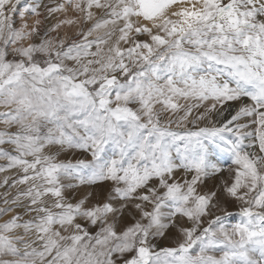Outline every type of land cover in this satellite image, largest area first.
<instances>
[{"label":"snow or ice","instance_id":"6c2138e0","mask_svg":"<svg viewBox=\"0 0 264 264\" xmlns=\"http://www.w3.org/2000/svg\"><path fill=\"white\" fill-rule=\"evenodd\" d=\"M0 174V264H264V0H0Z\"/></svg>","mask_w":264,"mask_h":264},{"label":"rangeland","instance_id":"374dc122","mask_svg":"<svg viewBox=\"0 0 264 264\" xmlns=\"http://www.w3.org/2000/svg\"><path fill=\"white\" fill-rule=\"evenodd\" d=\"M22 2L25 3V4H27V3H31L32 0H22ZM62 2H63V0H55V3H62ZM44 3H49V0H44ZM41 12H42L43 16H47V13H46V11L44 9H41ZM67 15L72 16L73 13H71L69 11ZM63 18H64V14L63 13H56L52 17H49L48 19H45L43 26H44V28H48V27L52 26L53 24H55L57 22V19H63ZM28 23L29 24L32 23L31 17L28 18ZM65 33H67L69 36H71L73 38H76L74 36L73 29L72 28H68L67 26L61 28L58 31V33H55V32L54 33H51V36H53V37H63L65 35ZM141 39H143V38H141ZM85 156H86V154H84V155H80V154L73 155V153L68 152V153L61 154V156L59 157V159L60 160H65V161L71 159L72 162H75L76 159H78V158H85ZM88 158L90 159V157H88ZM224 166L227 167V165H224ZM3 175H5V174H0V182H2ZM8 175H11V174L9 173ZM177 175H179V174H177ZM80 188H87L89 190L92 189V188H90L87 185L81 186ZM97 189H99V188H97ZM5 191H10L12 194H15V189L9 190L7 188V186H5L3 188H0V195H2ZM75 193H76V190H75V192H71L70 191V193H67L69 199H71L72 202H75L76 199H79L77 196H75L76 195ZM3 206H4L3 205V200H2V198H0V207H3ZM236 210L237 209H236V206L234 204L232 206H230V208H229V211H231V212H235ZM217 214H219V213H217ZM4 219H7V217H5ZM236 219H238V217H236ZM227 222L228 223H232V222H234V220L230 219ZM174 232H175V230L173 229L172 230V233H174ZM160 246H173V245H172L171 241H169V240H161L160 241Z\"/></svg>","mask_w":264,"mask_h":264},{"label":"bare ground","instance_id":"6f19581e","mask_svg":"<svg viewBox=\"0 0 264 264\" xmlns=\"http://www.w3.org/2000/svg\"><path fill=\"white\" fill-rule=\"evenodd\" d=\"M96 190H99V189H96ZM88 191H92V189L89 190L87 188H79V189L76 190V193H75L76 195L75 196H77L78 198H80L82 195L86 194ZM68 193H70V192H68Z\"/></svg>","mask_w":264,"mask_h":264}]
</instances>
